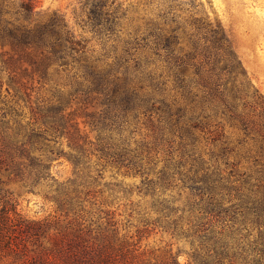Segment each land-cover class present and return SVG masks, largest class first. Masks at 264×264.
Instances as JSON below:
<instances>
[{"label": "trees", "instance_id": "obj_1", "mask_svg": "<svg viewBox=\"0 0 264 264\" xmlns=\"http://www.w3.org/2000/svg\"><path fill=\"white\" fill-rule=\"evenodd\" d=\"M155 3L141 2L132 10L141 15L129 20L131 10L118 0H84L78 25L101 42L98 50L61 12L38 11L32 0L12 9L0 1V46L15 51L0 61V173L48 180L43 153L61 154L56 146L66 139L75 178L53 179L58 210L77 215L81 195L101 177L97 166H113L141 177L135 189L152 197L156 222L192 240L190 264H264V95L220 25L194 19L190 29L174 1ZM19 51L41 87L52 67L72 73L79 93L100 108L87 123L94 140L68 112L65 90L38 101L31 121L24 120L19 99L27 85L14 74L23 62ZM5 70L10 100L2 97ZM143 119L154 127L151 141L134 137ZM172 189L188 191L183 206L167 196ZM10 214L5 202L2 248L19 252L27 249L23 236L39 240L48 231ZM87 233H60L55 244L65 264H134L133 244L103 236L85 245ZM48 255L26 262L55 264ZM163 263L180 264L172 253Z\"/></svg>", "mask_w": 264, "mask_h": 264}, {"label": "rangeland", "instance_id": "obj_2", "mask_svg": "<svg viewBox=\"0 0 264 264\" xmlns=\"http://www.w3.org/2000/svg\"><path fill=\"white\" fill-rule=\"evenodd\" d=\"M1 1V0H0ZM22 0H4L7 6L12 9V4H18ZM41 12H61L71 28L78 36H84L89 40V45L98 50L101 49V42L91 31L83 32L78 25L79 15H84V0H32ZM124 3V7L131 10L129 20L140 16L132 10L141 2L146 0H118ZM164 1L156 0L155 4H165ZM176 4L177 15L188 28L193 29L194 19L210 21L214 26L220 25L229 37L233 48L240 59L250 84L264 95V0H171ZM166 5V4H165ZM142 9V7H141ZM81 19V18H80ZM131 23H133L131 21ZM184 46L188 45L186 42ZM15 53L10 45L0 46L1 59H10ZM22 52H18V59H23L22 66H16L15 75L23 85V98L19 99V109L24 114L25 121H31L32 108L35 109L38 101L47 99L51 92L65 90L68 112L74 114L75 121L79 122L82 132L94 140L96 132H92L87 124L90 115L100 108L96 102L87 100L79 92L81 88L73 83L72 73L62 70L57 73L54 67L50 69L48 79L50 82L43 87L38 81H31V63ZM28 68V71L25 69ZM42 72V70H40ZM160 71V70H159ZM9 73L5 70L3 78L5 84L2 89V97L10 100L14 90L8 91ZM39 74L35 79H38ZM72 95V96H70ZM1 97V98H2ZM71 97V98H70ZM17 99V98H16ZM13 100V99H12ZM2 107L5 108L3 104ZM136 128L134 137L151 141L153 139L154 127L143 119ZM228 133L234 130L228 126ZM63 145H57L61 154H51L46 151L43 156L49 162V179L36 180V177L8 175L4 171L0 173V210L4 203L11 209L12 219H21L27 222H40L47 227V233L39 240L26 235L22 237L27 249L19 252L7 250L0 247V264H34L29 261L37 253L48 252L50 258H55V264H65L66 257L58 252L56 242L61 238L60 233L74 232L82 229L88 232L85 245L95 241V237L108 238L125 241L128 246L135 247L134 264H164L170 253L176 256L180 264L192 262L193 251L192 240L185 236H178L167 229L165 225L156 222L157 213L152 209V197L145 193H139L136 186L141 183L140 176L126 174L113 166L105 168L97 166L101 174L99 180L88 187L81 195V205L77 215L65 213L58 210L56 202L51 199L56 194L57 186H53V179L59 183L68 182L75 178L74 165L70 158L71 148L68 141L64 139ZM178 142V139L177 141ZM2 142L0 141V144ZM1 149V145H0ZM96 157L93 161L96 162ZM94 163V162H93ZM167 196H174L176 205L183 206L187 201L188 191L172 189ZM14 211L18 215L14 214ZM11 234V236H10ZM16 233H8L9 237L18 236ZM256 234V233H255ZM254 234V235H255ZM25 235V234H23ZM130 262H128L129 264ZM68 264V263H67ZM194 264V263H192Z\"/></svg>", "mask_w": 264, "mask_h": 264}]
</instances>
